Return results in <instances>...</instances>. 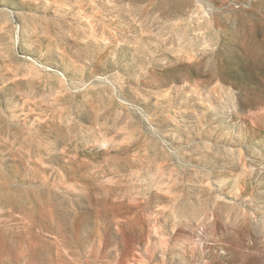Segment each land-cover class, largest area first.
<instances>
[{"label": "rangeland", "instance_id": "rangeland-1", "mask_svg": "<svg viewBox=\"0 0 264 264\" xmlns=\"http://www.w3.org/2000/svg\"><path fill=\"white\" fill-rule=\"evenodd\" d=\"M0 228V264H264V0H0Z\"/></svg>", "mask_w": 264, "mask_h": 264}, {"label": "bare ground", "instance_id": "bare-ground-1", "mask_svg": "<svg viewBox=\"0 0 264 264\" xmlns=\"http://www.w3.org/2000/svg\"><path fill=\"white\" fill-rule=\"evenodd\" d=\"M1 195L5 197L6 200L8 199L7 192H2ZM9 242H11V237L8 235V232L5 229L0 228V254L6 251H11V253L13 252L15 255L18 256H28L31 253V250H27L22 247L9 248Z\"/></svg>", "mask_w": 264, "mask_h": 264}]
</instances>
